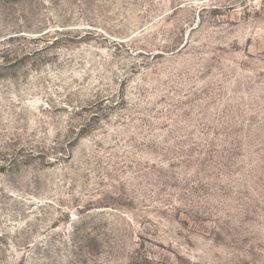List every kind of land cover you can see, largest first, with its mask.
<instances>
[{
	"label": "rangeland",
	"instance_id": "1",
	"mask_svg": "<svg viewBox=\"0 0 264 264\" xmlns=\"http://www.w3.org/2000/svg\"><path fill=\"white\" fill-rule=\"evenodd\" d=\"M0 264H264V0H0Z\"/></svg>",
	"mask_w": 264,
	"mask_h": 264
},
{
	"label": "trees",
	"instance_id": "2",
	"mask_svg": "<svg viewBox=\"0 0 264 264\" xmlns=\"http://www.w3.org/2000/svg\"><path fill=\"white\" fill-rule=\"evenodd\" d=\"M1 66V65H0Z\"/></svg>",
	"mask_w": 264,
	"mask_h": 264
}]
</instances>
